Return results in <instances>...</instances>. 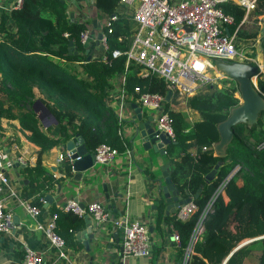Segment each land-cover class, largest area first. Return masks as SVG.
Here are the masks:
<instances>
[{
	"label": "trees",
	"instance_id": "16d2710c",
	"mask_svg": "<svg viewBox=\"0 0 264 264\" xmlns=\"http://www.w3.org/2000/svg\"><path fill=\"white\" fill-rule=\"evenodd\" d=\"M94 4L101 12L114 15L102 28L106 32V53L109 54L114 47L127 49L136 29L131 14L126 10H116L118 0H94ZM220 6L233 17V23L227 25L231 30L241 19L242 7L229 1L222 2ZM65 7L62 0H21L20 6L10 11L13 28L6 27L4 16L0 20V142L21 144L24 140L38 147L33 164L21 167L29 180L21 197L32 195L31 202L36 205L40 203L42 194L53 190L54 184L70 171V162L64 155L61 159L64 164L62 174L49 177L40 163V153L44 150L55 144L64 145L75 133L82 137L84 146L90 151L99 143L122 149L125 142L121 136L122 122L117 121L115 113L105 103L106 95L119 74L125 73V93H131L132 99L135 84L160 94H165L168 89L160 76H138V64L134 60L129 59L125 67V58L121 55L108 57L106 62L98 56L77 62L79 54L86 59L85 47L78 40V33L84 26L70 19ZM251 12L263 14L264 0H256ZM107 27L111 29L109 32ZM257 32L256 27L239 26L235 46L248 43L244 38L253 42ZM68 38L75 43V54L67 50ZM251 46L255 47L254 44ZM258 48L264 51V37H260ZM245 54L249 57L255 55L254 51H245ZM256 88L264 98L263 76L256 78ZM181 99L183 107L203 116L210 115V118L204 116L200 121L211 119L215 128L216 123L224 119L239 101L236 82L227 76L207 81ZM171 100L179 103L180 97L173 91ZM40 106L54 117V123L43 127L38 117L42 112ZM163 106L172 119L174 131V137L165 143V154L172 164L171 181L184 195L192 196L197 206L184 220L176 218L173 213L163 216L179 237L178 262L184 247L190 243L185 264H243L249 248L258 250L257 264H264V235L238 245L246 237L264 234V110L247 125L246 132L242 122L234 124L232 137L223 152L214 153L213 147L205 145V149H200L196 144H211L218 136L217 130L211 137L202 139L193 126L195 122L189 124L182 110L170 108L168 100ZM194 147L196 151L192 154ZM217 160L222 163L214 177L205 183L203 174ZM235 166V172L224 182L220 193L202 216L196 235L190 240L199 212L211 190ZM39 177L43 179L39 181ZM200 183L202 187L198 195L193 196ZM60 215L70 222L80 219L70 211ZM63 240L65 247L66 244L74 249L81 246L72 236ZM57 260L53 264H69L63 258Z\"/></svg>",
	"mask_w": 264,
	"mask_h": 264
},
{
	"label": "crops",
	"instance_id": "0c3cea01",
	"mask_svg": "<svg viewBox=\"0 0 264 264\" xmlns=\"http://www.w3.org/2000/svg\"><path fill=\"white\" fill-rule=\"evenodd\" d=\"M62 1L65 3L68 17L81 22L85 28H89L95 35L102 31L103 26L109 22L111 16L114 17L113 14L109 15L101 12L95 6L94 0ZM11 5L12 0H0V20L4 16V24L7 28H13L10 17ZM116 10L123 11L125 9L119 4ZM256 15L258 13L246 12V17L240 26L242 28L256 27L258 30ZM1 36L2 33L0 32V38ZM256 38L257 33L253 38V42L248 38H245V40L250 45H255V58L260 59L259 40ZM88 50L90 52L89 58L101 54V49L95 39L91 42ZM261 76L264 77V71ZM119 83L120 74L113 81V85L106 95L105 103L110 106L114 113L119 108L122 111L121 136L125 139L129 154L120 149L121 151L115 156V160L113 159L106 164L95 162L90 168L83 170L79 177H73L70 166L69 174L63 176L59 183L54 184L53 190H46L40 197V203L37 204L40 212L35 220L44 223L50 212H56L58 217L56 229L59 235L63 239L72 236L75 241L80 242L81 246L77 249L66 244V258L57 256L56 250L49 244L43 233L34 228V220L25 213L19 202V199L31 201L33 196L21 197L22 192H24L23 187L29 180L21 171L23 165H20L17 159L20 157L21 160L24 159L27 162L26 164H33L37 157L38 147L34 144H28L24 140H21V144H0L1 164L9 177V187L14 192L13 195L7 194L8 188H6L5 208L10 210L11 219L13 216L17 217V226L13 227L11 224L7 231L0 232V264H22L24 244L41 253V264H53L60 258H63L69 264H116L120 256L118 255L117 246L122 244V238L120 235L112 233L117 227L113 225V221L117 219L121 221L122 217H125L126 223L137 219L146 225L149 236V254L123 255L121 264H179L177 243L172 236L173 229L163 217L167 214H164V203L158 199L159 192L157 191L158 178L162 180L160 166L167 164L171 170L172 164L165 154V144L162 146L163 152L161 153L153 151L151 148L144 149L141 146L139 136L133 135L134 124L131 117L135 112V107L139 104L132 99L131 93H123V96H120ZM171 97L172 93L167 98L170 108L182 110L185 119L188 122L192 121L191 124H193L197 120L195 117L200 114L197 111L183 107L184 103L181 98L180 102L176 103L171 100ZM132 103H135V106ZM139 108L142 119L151 114V110L140 106ZM151 123L154 125L153 120ZM217 138L213 139L210 142L211 144L196 145L200 149L202 145L212 147ZM62 145L55 144L52 148L40 153V163L49 177L55 178L62 174L64 164L61 160H57L58 153L64 149ZM195 151L196 147L191 153L194 154ZM213 152L215 153L214 150ZM67 159L71 162L68 157ZM97 163L99 164L97 165ZM42 179L39 177L38 180L41 181ZM211 179L204 181L207 183ZM58 186L59 190H57ZM46 193L51 194V201L47 203L43 201V195ZM179 193L183 197L186 196L181 191ZM68 198L77 200L81 205L92 201L100 202L109 212L108 220L95 228L89 212L85 211L80 215L77 214L80 216L79 220L70 222L66 217L60 215L64 212L61 209L62 205ZM174 210L169 212L168 215L172 214ZM84 215H86V218ZM87 223H89L90 231L93 233L89 241V250H85L81 242L83 238L87 237ZM114 254L116 256L112 257Z\"/></svg>",
	"mask_w": 264,
	"mask_h": 264
},
{
	"label": "built area",
	"instance_id": "2783aa9c",
	"mask_svg": "<svg viewBox=\"0 0 264 264\" xmlns=\"http://www.w3.org/2000/svg\"><path fill=\"white\" fill-rule=\"evenodd\" d=\"M228 1L241 6L243 10L241 19L231 30L227 28V25L233 23V17L223 11L220 6L222 2ZM118 2L131 14L136 23V29L131 34L128 48L114 47L109 50L108 54L106 53V32L101 31V35L97 39L96 35L85 27L78 33L80 44L89 49L91 42L94 39L97 40L101 49V54L98 57L101 60L106 62L108 57L121 55L125 58L124 66L126 67L128 60L132 59L138 64L136 70L138 76L149 77L153 74L160 76L165 81L167 90H170V93L174 91L180 98L184 99L191 95L199 85L207 81L224 77V74L215 69L212 59L242 61L252 59L245 54L246 50L236 47L234 41L237 36V28L245 19L246 12L255 8L256 0H118ZM20 3L21 0H12L11 7H18ZM256 23L259 27L256 39L259 40L260 37H264V14L256 15ZM110 30V27H107L106 31ZM63 35L66 36L67 32L64 31ZM244 40L242 42L246 41ZM86 60L79 55L77 62ZM124 74V72L120 74V96L125 93ZM253 83L255 85L254 80ZM132 92L135 102L140 107L151 110L154 128L172 139L174 137L172 119L163 106L165 94L148 91L144 86L138 84L133 86ZM115 115L117 121L121 123L123 115L120 108ZM122 149L124 153L129 154V148L125 142H123ZM201 149H205V145H202ZM120 151L107 143H99L91 152L94 163L106 164L110 163ZM68 154V150L64 148L58 153L57 160H61L64 155ZM17 160L20 165L27 163L20 157ZM236 168L237 166L231 169L205 200L192 229L190 240L196 235L202 216L220 193L226 179L235 172ZM6 188H8L7 194H14L9 187V177L3 170L0 159V232L7 231L11 225V212L5 208ZM19 202L25 213L34 220V228L43 233L49 244L56 250L57 256L66 258L64 240L55 231L57 213L50 212L46 222L41 223L35 220L40 212L38 205L24 199H19ZM196 208V204L190 199L177 206L173 214L176 218L184 220ZM61 209L79 215L85 211L89 212L95 228L108 220L107 208L97 201L81 205L77 200L68 198ZM120 223L121 221L118 219L113 221L114 226H118ZM172 236L178 244L179 237L176 231L173 230ZM121 246L123 255L149 254V236L146 225L137 219L129 223L125 221ZM23 250L22 264H39L41 262V253L38 250L25 244ZM189 252L190 243L184 247L179 264H185Z\"/></svg>",
	"mask_w": 264,
	"mask_h": 264
},
{
	"label": "water",
	"instance_id": "95a60500",
	"mask_svg": "<svg viewBox=\"0 0 264 264\" xmlns=\"http://www.w3.org/2000/svg\"><path fill=\"white\" fill-rule=\"evenodd\" d=\"M101 32L96 34L97 39L100 37ZM67 50L69 53H76L75 43L73 40L68 38L67 40ZM88 48H84V53H86V59L89 58L90 52ZM212 63L215 69L224 76L229 77L234 80L237 85L238 91V104L231 107L229 112L226 114L225 118L216 123V129L218 133L217 140L213 143V149L215 152L222 153L224 146L229 142L232 137L233 131L232 126L236 123L242 122L244 124L243 131H247V125L253 123L256 119L257 114L264 110V98L263 94L255 87L253 83V78L258 76L264 68V51L261 52L260 59H249V60H221L212 59ZM170 95V90H167L164 95V99L167 100ZM135 106V103H132ZM42 112L38 113L39 120L44 126H47L55 122L54 117L42 106H40ZM134 114L131 117V121L134 124L133 135H138L141 141V146L144 149L151 148L153 151L163 152V144L171 141L165 133L158 131L154 128L151 114H148L145 119H142L139 106L134 109ZM63 148L68 150V158L71 159L70 166L73 171V177L81 176L83 170L90 168L94 164L93 154L88 150L83 142L82 137L75 133L72 137L67 139ZM221 163L218 160L214 163L213 167L204 174V180H209L213 177L216 167ZM162 180L158 178L157 181V191L159 192L158 199L164 203V214H168L173 211L177 206L189 201L192 196L186 195L182 196L179 192L178 187L171 181L170 169L167 164H162L160 166ZM202 183L199 184L197 190L194 192L193 196H197ZM59 190V186L57 187ZM186 192V191H185ZM43 201L45 203L51 201V194L46 193L43 195ZM86 218V215H84ZM17 217L13 216L11 219V224L13 227L17 226ZM125 223V217L121 218V223L113 230L114 235L123 236V226ZM87 237L81 240L85 250H89V241L93 236L90 231L89 223L86 225ZM263 236V235H261ZM259 236V237H261ZM251 240V239H249ZM249 240H245V243ZM237 245V246H238ZM236 246V247H237ZM119 260L116 264H121L123 259L122 246L118 245ZM116 254L112 255V257ZM41 264V262L39 263ZM115 264V263H111Z\"/></svg>",
	"mask_w": 264,
	"mask_h": 264
},
{
	"label": "rangeland",
	"instance_id": "374dc122",
	"mask_svg": "<svg viewBox=\"0 0 264 264\" xmlns=\"http://www.w3.org/2000/svg\"><path fill=\"white\" fill-rule=\"evenodd\" d=\"M239 47L242 48L243 50H246V52L254 51V53L256 54V49L253 46H251L249 43H244V45H240ZM263 71H264V68H263ZM256 78L257 77L253 78L255 83H256ZM152 112H154V111L152 110ZM204 116H206L207 118L211 117L210 115H206V114H204ZM204 116L203 115H199V116L195 117V119H197L196 121H199V122L194 121L195 124L193 125L199 131V134H200L202 139H206V137L207 138L211 137L213 132L216 133V130H217L215 128V125L212 124V122H214L213 120H212V122H211V119H208L207 121H200ZM191 123H192V121L191 122L189 121V124H191ZM1 139H2V137L0 136V140ZM2 143H3V141L1 142V144ZM115 158L116 157H114L113 159L115 160ZM98 164L99 163H97V165ZM261 235H264V234L255 235V236H251V237H246L244 239L245 240L254 239V238H258ZM241 241L243 242V239ZM257 254H258V250L257 249L249 248L247 254L244 256L245 259H243L244 260L243 264H257V259H256L257 258Z\"/></svg>",
	"mask_w": 264,
	"mask_h": 264
},
{
	"label": "clouds",
	"instance_id": "9594fccd",
	"mask_svg": "<svg viewBox=\"0 0 264 264\" xmlns=\"http://www.w3.org/2000/svg\"><path fill=\"white\" fill-rule=\"evenodd\" d=\"M260 52H262V51H260ZM261 57V56H260ZM252 59H258V58H255V56H253V57H251ZM234 60V59H233ZM262 70H263V68H262ZM263 71H261L260 72V74L258 75V76H256V77H259V76H261V73H262ZM255 85H256V83H255ZM256 87V86H255ZM67 157H68V155H66Z\"/></svg>",
	"mask_w": 264,
	"mask_h": 264
}]
</instances>
